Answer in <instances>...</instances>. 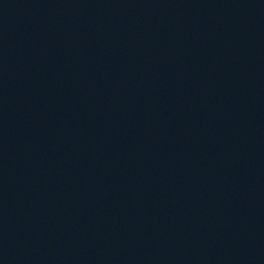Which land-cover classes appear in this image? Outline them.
Returning <instances> with one entry per match:
<instances>
[{
	"label": "water",
	"instance_id": "95a60500",
	"mask_svg": "<svg viewBox=\"0 0 264 264\" xmlns=\"http://www.w3.org/2000/svg\"><path fill=\"white\" fill-rule=\"evenodd\" d=\"M0 264H264V0H0Z\"/></svg>",
	"mask_w": 264,
	"mask_h": 264
}]
</instances>
